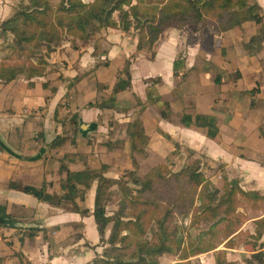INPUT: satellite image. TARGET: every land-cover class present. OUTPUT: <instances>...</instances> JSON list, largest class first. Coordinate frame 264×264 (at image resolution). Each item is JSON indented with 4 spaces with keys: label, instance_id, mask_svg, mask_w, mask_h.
Returning a JSON list of instances; mask_svg holds the SVG:
<instances>
[{
    "label": "crops",
    "instance_id": "0c3cea01",
    "mask_svg": "<svg viewBox=\"0 0 264 264\" xmlns=\"http://www.w3.org/2000/svg\"><path fill=\"white\" fill-rule=\"evenodd\" d=\"M12 2L0 0V23L12 15ZM251 2L264 13V0ZM262 24L264 18L247 21L221 34L213 27H171L156 43L153 59L136 51L132 35L106 29L87 42L52 44L44 77L22 73L0 84V206L17 221L16 227L0 226L3 264H90L100 253L92 215L12 187H44L57 198L66 169L104 165V176L112 179L132 170L142 176L178 146L227 179H238L243 190L264 194ZM126 66L130 87L115 94V109L92 106L111 97ZM150 81H157L160 103L147 102ZM184 114L207 116L217 138L209 139L204 128L182 126ZM136 120L149 139L143 152L131 151L127 137ZM56 139L61 144L51 149ZM95 188L93 182L79 190L81 210L92 213Z\"/></svg>",
    "mask_w": 264,
    "mask_h": 264
},
{
    "label": "trees",
    "instance_id": "16d2710c",
    "mask_svg": "<svg viewBox=\"0 0 264 264\" xmlns=\"http://www.w3.org/2000/svg\"><path fill=\"white\" fill-rule=\"evenodd\" d=\"M16 1L11 17L0 23V84L11 83L22 73L31 78L44 77L49 66L47 60L53 51L52 44L87 42L106 29L132 35L137 40L136 51H146L153 59L156 43L171 27L211 26L217 34H221L247 21L259 24L264 18V13L251 0ZM54 1H57L56 5L52 4ZM123 74L125 77L118 79L111 97L92 106L115 109V94L130 87L127 66ZM156 83L150 81L151 85L146 90L150 104L161 102L154 88ZM163 105L168 107L167 103ZM161 115L165 117L166 113L161 112ZM180 124L204 128L207 137L212 140L218 136L217 128L204 115L192 117L184 114ZM127 137L133 152L144 151L149 140L139 120L127 127ZM60 144L56 139L50 148H57ZM162 166L158 165L153 172H158ZM106 171L104 165L78 172L66 169V178L60 182L57 198L48 195L44 187H12L40 202L63 205L67 211L84 217L92 215L100 241H103L104 232L111 225L108 248L103 252L105 259L98 258L91 264H160V258L171 254L173 249L177 258L175 264H189L187 261L190 259L216 251L220 245L224 249L233 248V241L238 235L234 219L239 215V208L264 211V194L244 191L238 179L228 180L224 176L220 186L213 185L198 164L156 180L151 179L149 174L138 178L131 171L129 174L136 189L126 188L121 179L105 178ZM93 182H96V188L94 208L90 213L81 210L76 200L80 188L86 190ZM114 186L122 192L116 211L109 215L103 199ZM176 217L189 220L185 231L199 230L194 240L187 236L185 244H173L178 234L173 223ZM0 219L12 223L0 224L2 227H14L13 224L17 223L14 217L7 214L5 206H0ZM253 224L254 233L250 237L257 242L264 236V217ZM37 232L32 230V235ZM224 255L216 251L215 264H231ZM253 258L257 264H264V253H254ZM0 264H3L2 259Z\"/></svg>",
    "mask_w": 264,
    "mask_h": 264
},
{
    "label": "rangeland",
    "instance_id": "374dc122",
    "mask_svg": "<svg viewBox=\"0 0 264 264\" xmlns=\"http://www.w3.org/2000/svg\"><path fill=\"white\" fill-rule=\"evenodd\" d=\"M12 1L13 2H12L11 8H12V13H13V10H14L13 8L17 4V1L16 0H12ZM83 1L87 2L89 0H83ZM2 2L4 4L5 0H2ZM52 4L56 5L57 1L52 2ZM183 27H189L190 29L191 26H183ZM195 27H211V26L198 25ZM262 27H264V24H262ZM63 42H66V41H63ZM67 42H74V41H67ZM42 52H44V49H42ZM48 68H47V72H48ZM173 150L174 151H172L170 155H168L166 161L161 162V163H155V162L151 163L150 165L151 167H149V169H147L146 171L147 172L146 174H149L151 179L156 180L159 177H167L171 173L178 172L186 166L198 164V166L201 168L203 175L208 179V181H210L213 185H216V186L221 185L222 183L221 178L224 175L218 173L219 172L218 168L215 167L212 169L210 164L206 160H204V158L200 159L199 157L195 156L193 151L189 149L175 146ZM190 152L193 153V155H191ZM158 165H163L162 166L163 168L161 170H158V172L156 173L153 172V170ZM129 172L131 171H124L119 178L114 179V180L121 179L125 183L126 188L136 189V187L132 183V178L130 177ZM132 172L135 173V176L138 178H141L142 176H144V175L142 176L138 175L137 170H132ZM104 177L108 179H112L106 176ZM81 189L83 188H80V191ZM121 192L122 191L115 186L111 188L110 190H108V192H106V196L103 199V204L105 205L109 215H112L113 212L116 211L117 205L120 201ZM250 192H253V191H250ZM238 213L239 215L234 219L235 221L234 228L237 231L238 235H237V239L233 241L234 243L233 248L224 249V247L220 245L216 251L223 252L225 254L223 257L226 259L227 262H230L231 264H257L256 260L253 258V254L258 253V252L264 253V236L261 238V240L257 242L253 241V239L250 236L254 233V224H253L254 221L264 217V211L261 209L253 210L250 208L241 207L238 209ZM173 223L176 225L177 231H178L177 238H175L173 244L183 245L186 242L187 236H189L192 240H194L198 236L199 230L197 229H190L189 231L184 230V228L189 225L188 219H181L179 217H176L174 218ZM110 230H111V225H109L107 229L105 230L104 239L103 241H100V244L97 246L98 248L101 249L100 253L96 255L93 261L97 260L98 258L103 257V252L105 251V249L108 248L107 238L109 237ZM216 251L201 254L197 257L190 259L187 262L189 264H215L214 254ZM174 254H175V250L173 249L171 254L160 258L159 260L160 264L177 263V258L174 256ZM102 259H105V258L103 257Z\"/></svg>",
    "mask_w": 264,
    "mask_h": 264
},
{
    "label": "water",
    "instance_id": "95a60500",
    "mask_svg": "<svg viewBox=\"0 0 264 264\" xmlns=\"http://www.w3.org/2000/svg\"><path fill=\"white\" fill-rule=\"evenodd\" d=\"M0 147H3V145L0 143ZM0 224H4V225H12L11 222L7 221V220H3V219H0ZM14 227L17 226V223L16 224H13Z\"/></svg>",
    "mask_w": 264,
    "mask_h": 264
}]
</instances>
